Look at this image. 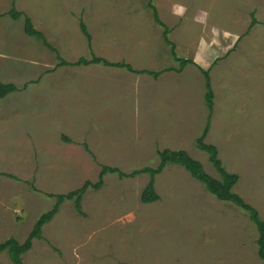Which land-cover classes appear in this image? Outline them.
<instances>
[{"label": "rangeland", "instance_id": "1", "mask_svg": "<svg viewBox=\"0 0 264 264\" xmlns=\"http://www.w3.org/2000/svg\"><path fill=\"white\" fill-rule=\"evenodd\" d=\"M148 2L0 0V82L16 87L0 99V244L23 245L58 196L89 184L79 211L73 200L59 205L23 264H264L248 214L182 167L155 176L158 202L140 200L149 182L140 171L156 169L163 149L218 178L196 147L208 123L204 142L264 220V0H152L176 56L193 62L183 68ZM12 3L44 41L7 14ZM89 45L140 73L73 65L91 58ZM0 264H13L6 251Z\"/></svg>", "mask_w": 264, "mask_h": 264}, {"label": "trees", "instance_id": "2", "mask_svg": "<svg viewBox=\"0 0 264 264\" xmlns=\"http://www.w3.org/2000/svg\"><path fill=\"white\" fill-rule=\"evenodd\" d=\"M148 7L152 10L155 21L161 26V28L163 27L164 29L163 41H165L170 47L171 54L174 60L178 62L180 64V67L182 68L189 63L193 64V62L190 60L179 58L176 56L175 45L167 40V35L169 31L158 18L156 8L152 4V0H149ZM7 14L11 16L12 19L14 20H17L19 17L23 16L25 34L29 37H33L43 41L45 40L43 34L33 27L31 19L26 14L24 15V13L18 11L15 8L14 3H12L11 9L7 12ZM80 27L82 32L85 34L87 40L90 41L91 39L90 34L88 33L87 28L83 22L80 23ZM251 28L252 25L249 26V30ZM44 45L51 48V46H49L46 42L44 43ZM89 49H90L89 52L91 58L90 59H86L83 57L79 58V60L75 62L73 65L101 64L105 66L125 67L129 71H132L134 73H140L138 71L132 70L131 66L124 62H118L114 64L104 58L96 56L92 52L90 45H89ZM143 73L151 74L152 76L154 75L158 76V74H153L150 71H143ZM202 73L205 82L204 101L208 114L210 115L214 107V102H213L214 94L210 85L208 72L202 70ZM14 92H16V87L14 85L4 84L0 82V99H3L7 97L9 94ZM208 128H209L208 123H206L202 135L196 141V147L197 149H199L201 152H204L208 156V161L215 170V172L217 173L218 178H214L208 175L205 172L204 168L202 167L201 163L191 158L187 152L163 149L158 152L159 165L157 166L156 169L144 168L143 170L140 171L141 173H145L149 175V182L147 186L144 187V190L142 191L140 196V200L144 204H152L158 202L160 200V197L154 189L155 176L157 174H160L163 171V169L167 167V165L180 166L185 171H187L194 180L203 184V187H205L207 192L213 195L218 201L229 202L248 214L250 221L255 225L258 233V239L256 241L258 257L262 261H264V220L260 218L258 211L254 207L246 203L239 195L233 192V188L235 187L234 185L238 181V176L236 174L229 173L228 171H226L222 165V162L218 157L217 148L212 144H206L204 142ZM106 172L112 173L115 172V170L112 168L103 167L102 175H104ZM137 173L138 172H136L135 174ZM87 185L89 184L88 183L85 184L81 189L73 193H70L67 196H58L56 205L52 208V210L49 213L39 218V220L34 225V228L29 236V239L23 245L19 246L15 241L11 239L7 240L2 244H0V253L6 251L9 256V259L13 264H23L21 260V256L30 249L31 241L35 238L40 237L41 228L45 224L51 221L52 217L57 213L59 205L63 203V201L73 200L77 211L80 210L79 207L80 199ZM96 186L98 188L101 187V182H99Z\"/></svg>", "mask_w": 264, "mask_h": 264}, {"label": "crops", "instance_id": "3", "mask_svg": "<svg viewBox=\"0 0 264 264\" xmlns=\"http://www.w3.org/2000/svg\"><path fill=\"white\" fill-rule=\"evenodd\" d=\"M15 5V4H14ZM11 6H12V4H11ZM149 8V7H148ZM150 9V8H149ZM151 10V9H150ZM151 12H152V10H151ZM152 15H153V13H152ZM161 21V20H160ZM207 191V190H206Z\"/></svg>", "mask_w": 264, "mask_h": 264}]
</instances>
